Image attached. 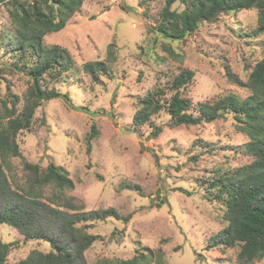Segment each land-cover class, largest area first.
<instances>
[{"label":"rangeland","instance_id":"obj_1","mask_svg":"<svg viewBox=\"0 0 264 264\" xmlns=\"http://www.w3.org/2000/svg\"><path fill=\"white\" fill-rule=\"evenodd\" d=\"M138 3L84 0L62 29L45 35V45L67 48L74 61L63 79L48 88L67 92L75 106H87L94 113L70 108L58 97L43 101L35 110L34 124L17 135L21 152L41 167L52 161L67 169L74 182L68 194L83 210L113 207L122 215L131 214L126 223L109 217L87 229L100 238L84 251L86 264L106 260L120 264L148 249H160L164 264H240L238 244L207 246L226 221L223 205L205 195L214 178L252 160L245 151L248 137L238 129L236 116L225 113L209 122L172 125L164 108L152 116L162 130L151 137L150 125L135 126L132 115L149 90L167 86L180 68L195 72L181 90L193 103L226 93L239 99L247 96L250 91L243 84L264 55L262 36L253 32L257 11L222 12L212 21L200 22L184 40L163 42L153 31L162 0ZM173 8L181 10L183 5L176 2ZM11 27L8 5L0 4V33L8 36ZM110 43L115 55L108 61L110 72L85 73L81 64L104 60ZM14 62L0 43V97L16 94L20 107L31 79ZM171 92L166 89L164 98ZM92 122L98 136L88 152ZM11 162L23 182L22 159L14 157ZM0 239L14 242L9 263L33 249L50 250L47 241L26 240L7 223L0 224ZM253 264H264V254Z\"/></svg>","mask_w":264,"mask_h":264},{"label":"trees","instance_id":"obj_2","mask_svg":"<svg viewBox=\"0 0 264 264\" xmlns=\"http://www.w3.org/2000/svg\"><path fill=\"white\" fill-rule=\"evenodd\" d=\"M84 0H0L8 5L11 32L0 33V43L14 57V67L27 75L31 83L20 98L9 94L8 99L0 97V224L7 223L16 228L26 240H45L50 250H31L15 263L7 262V256L14 242L0 239V264H86L84 251L99 235L87 231L95 222L109 217L128 222L131 214L122 215L113 207L83 210L68 192L74 182L68 170L50 161L45 167L23 157L17 135L28 131L34 124L36 108L52 98H61L68 107L94 113L87 106H75L67 92H61L52 83L58 82L73 67L69 50L58 44L45 45V35L62 29L68 19L78 11ZM151 0H139L146 5ZM183 5L181 10L173 8L174 3ZM255 9L256 35L264 43V0H162L153 31L163 42L184 40L195 31L202 21H212L222 12H238ZM115 58L113 43L108 44L106 58L89 60L81 64L82 70L90 75L110 72L108 61ZM191 68H180L167 86L157 85L139 101V107L132 115V123L150 125L151 137L161 133V126L152 121V116L166 108L172 125H195L209 122L232 113L238 119V129L246 134L245 151L252 160L234 168L230 173L214 178L207 186L206 197L223 205L222 217L226 225L213 234L208 247L217 245H239L240 264H253L264 254V55L251 68L243 86L250 93L243 99L233 94L197 101L181 92L194 79ZM231 81L239 83L229 72ZM166 89L171 90L168 99ZM10 101V102H9ZM114 102V101H113ZM43 123V122H42ZM98 136L94 122L87 137V151L92 139ZM22 159L23 182L13 171L11 159ZM140 188L136 183L121 182V186ZM47 189V193L46 190ZM164 264L163 252L148 249L147 254L121 260L120 264ZM96 264H111L98 261Z\"/></svg>","mask_w":264,"mask_h":264}]
</instances>
